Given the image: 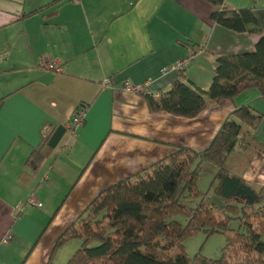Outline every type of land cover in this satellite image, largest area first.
<instances>
[{"label":"crops","instance_id":"crops-1","mask_svg":"<svg viewBox=\"0 0 264 264\" xmlns=\"http://www.w3.org/2000/svg\"><path fill=\"white\" fill-rule=\"evenodd\" d=\"M51 1L0 0V264H46L57 237L100 191L178 146L205 149L240 106L261 114L254 137L264 144L257 88L193 117L151 111L143 95L166 92L176 79L206 91L217 57L254 51L264 35V0H224L227 10L250 8L261 33L215 22L206 0ZM191 50L184 72H162ZM44 58L58 60L60 70L40 66ZM126 82L146 92L126 91ZM80 105L85 113L75 135L64 131L31 177L24 170L30 152ZM206 163L200 178L207 173L211 182L216 167ZM232 172L264 187V154L239 149ZM31 196L42 205L27 203ZM74 241L57 251L55 264Z\"/></svg>","mask_w":264,"mask_h":264},{"label":"trees","instance_id":"trees-1","mask_svg":"<svg viewBox=\"0 0 264 264\" xmlns=\"http://www.w3.org/2000/svg\"><path fill=\"white\" fill-rule=\"evenodd\" d=\"M206 1L214 7L211 16L215 22L236 31L262 32L250 8L227 10L224 0ZM251 87L264 95V35L252 52L217 57L206 91L176 79L166 92L143 95L151 111L193 117ZM261 117L249 106H240L205 149L178 146L166 158L100 191L57 237L46 264H55L57 251L71 240L77 246L65 264H264V187L232 172L234 154L239 149L264 154V144L254 137ZM64 131L65 126L46 130L40 145L30 152L24 170L31 177ZM204 161L216 167L208 191L220 198L218 203H209L205 199L208 191L198 187L199 167ZM184 197L194 199V206L183 205L180 200ZM177 215L184 217L183 224L175 218ZM232 221L236 222L234 228L230 227ZM198 231L207 236L225 234L219 258H207L199 252L187 257L183 241ZM173 247L178 249L175 255L169 253ZM231 252H240L246 258L230 262Z\"/></svg>","mask_w":264,"mask_h":264},{"label":"rangeland","instance_id":"rangeland-1","mask_svg":"<svg viewBox=\"0 0 264 264\" xmlns=\"http://www.w3.org/2000/svg\"><path fill=\"white\" fill-rule=\"evenodd\" d=\"M205 164V163H204ZM211 164V163H206ZM204 170V167L201 168V171ZM201 175V174H200ZM210 176L207 173L202 174L200 181H199V189L202 191H208L209 188V182H210ZM214 198H217L220 201V198L214 195L212 191L208 192L206 195V200L210 202H214ZM180 202L185 206H194L195 200L191 198H181ZM180 223H184V217L182 215H177L175 217ZM236 226V222L232 221L230 223V227L234 228ZM229 234L232 233V231L228 232ZM264 239V234H263ZM184 245V251L187 255V257L190 259L194 254L200 253L203 256L207 258L217 259L222 255V248L225 245V234L224 233H213L209 236H207L203 231H198L197 233L188 236L183 241ZM77 246V242H73L71 245L64 247L62 249L60 256L62 255V258H57V264H65L66 261L69 259V257L74 252L75 248ZM169 253L171 255H175L178 253V249L176 247H173L169 250ZM246 258V256L240 252L230 253V262L233 263H239L243 261Z\"/></svg>","mask_w":264,"mask_h":264},{"label":"built area","instance_id":"built-area-1","mask_svg":"<svg viewBox=\"0 0 264 264\" xmlns=\"http://www.w3.org/2000/svg\"><path fill=\"white\" fill-rule=\"evenodd\" d=\"M195 56V51L191 50L186 56L181 57L177 59L175 62H173L168 68H163L162 72L165 73L167 71H178L180 73L184 72L186 68L188 67L189 63L192 61V59ZM40 66L46 68V69H52V70H60L59 62L56 59L53 58H44L40 62ZM103 84L107 85V83L104 81ZM122 88L126 91H142L146 92V90L143 87L136 86L131 83H124L122 85ZM153 96H157L158 94H151ZM85 113V106L80 105L78 106L75 111L73 112L71 120L65 125V128L67 132L69 133V137H72L75 135L76 129L82 124L83 118ZM68 144V143H66ZM27 203L40 207L42 205L41 202H38L35 200L34 197H29ZM4 241L7 240V238L3 239Z\"/></svg>","mask_w":264,"mask_h":264}]
</instances>
